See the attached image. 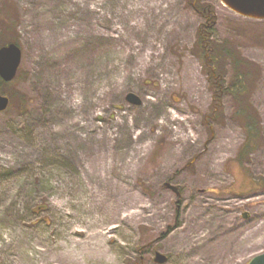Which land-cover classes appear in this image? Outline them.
Masks as SVG:
<instances>
[{"label":"rangeland","instance_id":"1","mask_svg":"<svg viewBox=\"0 0 264 264\" xmlns=\"http://www.w3.org/2000/svg\"><path fill=\"white\" fill-rule=\"evenodd\" d=\"M208 18L223 81L233 54L254 71L246 101L262 133L244 168L237 101L224 94L212 112ZM5 19L18 28L5 32ZM9 39L22 61L2 90L0 264H158L155 252L164 264H248L264 253V20L221 0H0V46Z\"/></svg>","mask_w":264,"mask_h":264},{"label":"trees","instance_id":"2","mask_svg":"<svg viewBox=\"0 0 264 264\" xmlns=\"http://www.w3.org/2000/svg\"><path fill=\"white\" fill-rule=\"evenodd\" d=\"M195 9L203 16H207V13H209V10H207L205 6L196 5ZM208 20L210 21H208L204 25H201L199 31V43L202 50L204 51V54L202 56L204 70L208 76L209 83L212 85V112L216 116V118L214 117L215 120L218 119V115L223 113L224 94L231 95L233 97V100L237 101L235 118L244 130L245 140L238 150L234 163L239 168H244L246 159H248V157L260 147L259 144L261 142L262 133L260 116L256 112V110L246 101V97L250 87L249 82L254 75V71H251L252 68L250 67V64L252 63L249 60L242 56L233 54L231 66L234 71L231 81L228 84L223 81L220 72H218L219 59L216 56L217 51L214 50V46H212V28L214 26V21L210 18H208ZM12 28L13 27L11 23H9L8 19L2 21V29L5 32L14 31L18 27H15L13 29ZM9 43H16L19 45L17 40L9 39L7 41H3L0 47L5 46ZM205 51H208L210 53L209 57H206ZM16 78H18V74ZM16 78L14 80H16ZM6 84V82L0 79L1 91L4 89V86Z\"/></svg>","mask_w":264,"mask_h":264},{"label":"water","instance_id":"3","mask_svg":"<svg viewBox=\"0 0 264 264\" xmlns=\"http://www.w3.org/2000/svg\"><path fill=\"white\" fill-rule=\"evenodd\" d=\"M227 7L235 13L257 20H264V0H221ZM22 61V50L15 43H10L0 48V78L4 82H11L15 79ZM127 100L133 104H140L141 99L134 93L127 95ZM10 104V99L3 95L0 89V112L5 111ZM167 187L178 192L177 188L165 184ZM246 217V215H245ZM155 263L164 264L168 257L160 252H156ZM248 264H264V253L255 256Z\"/></svg>","mask_w":264,"mask_h":264},{"label":"bare ground","instance_id":"4","mask_svg":"<svg viewBox=\"0 0 264 264\" xmlns=\"http://www.w3.org/2000/svg\"><path fill=\"white\" fill-rule=\"evenodd\" d=\"M154 7H156L157 5L156 4H153ZM172 118H175L174 116Z\"/></svg>","mask_w":264,"mask_h":264}]
</instances>
